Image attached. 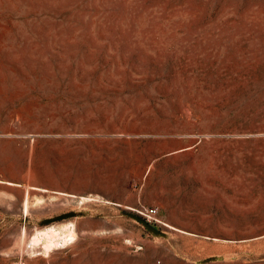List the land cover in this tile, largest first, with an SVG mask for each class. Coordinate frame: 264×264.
<instances>
[{"label": "rangeland", "instance_id": "obj_1", "mask_svg": "<svg viewBox=\"0 0 264 264\" xmlns=\"http://www.w3.org/2000/svg\"><path fill=\"white\" fill-rule=\"evenodd\" d=\"M0 264H264V0H0Z\"/></svg>", "mask_w": 264, "mask_h": 264}, {"label": "built area", "instance_id": "obj_2", "mask_svg": "<svg viewBox=\"0 0 264 264\" xmlns=\"http://www.w3.org/2000/svg\"><path fill=\"white\" fill-rule=\"evenodd\" d=\"M137 214L146 222L147 224H158L157 220V209L154 207L142 208Z\"/></svg>", "mask_w": 264, "mask_h": 264}, {"label": "bare ground", "instance_id": "obj_3", "mask_svg": "<svg viewBox=\"0 0 264 264\" xmlns=\"http://www.w3.org/2000/svg\"><path fill=\"white\" fill-rule=\"evenodd\" d=\"M66 230H67V229H66ZM50 235H53V231H50V233H49V232H46V233H45V236H46L47 239H49V238L51 237ZM65 235H66V234H65ZM60 236H61V235H60ZM63 236H64V235H63ZM67 236H71V231L68 232V234L66 235V237H67ZM64 238H65V236H64ZM46 241H47V240H46Z\"/></svg>", "mask_w": 264, "mask_h": 264}, {"label": "water", "instance_id": "obj_4", "mask_svg": "<svg viewBox=\"0 0 264 264\" xmlns=\"http://www.w3.org/2000/svg\"><path fill=\"white\" fill-rule=\"evenodd\" d=\"M139 221H140V223H142L146 228L151 229L150 226H149L146 222H144L143 220H139Z\"/></svg>", "mask_w": 264, "mask_h": 264}]
</instances>
